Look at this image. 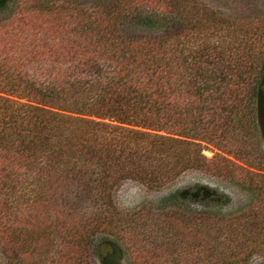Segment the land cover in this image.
Segmentation results:
<instances>
[{
  "label": "trees",
  "instance_id": "16d2710c",
  "mask_svg": "<svg viewBox=\"0 0 264 264\" xmlns=\"http://www.w3.org/2000/svg\"><path fill=\"white\" fill-rule=\"evenodd\" d=\"M13 6L0 21V248H13L11 264L22 263L11 234L28 192L71 181L87 180L97 196L81 225L62 230V264L114 245L94 236L110 235L114 187L124 180L160 188L204 171L264 207V175L251 170L261 143L264 11L237 21L198 0H112L99 12L65 0H0V13ZM181 21L180 32L162 37L120 31Z\"/></svg>",
  "mask_w": 264,
  "mask_h": 264
},
{
  "label": "rangeland",
  "instance_id": "374dc122",
  "mask_svg": "<svg viewBox=\"0 0 264 264\" xmlns=\"http://www.w3.org/2000/svg\"><path fill=\"white\" fill-rule=\"evenodd\" d=\"M65 1L89 12L102 11L112 2ZM198 2L217 16L237 21L257 18L264 11V0ZM13 11L14 6L0 13V21L10 18ZM183 25V21L180 24L169 22L156 31L124 24L120 31L128 37L153 38L180 32ZM261 99L264 101V84ZM261 107L264 110V103ZM257 122L261 136L259 160L251 170L264 175V135L258 116ZM203 154L212 158L214 151ZM92 185L84 179L67 183L61 191L56 190V186L48 188L43 196L36 191L28 192L29 199L19 207V221L11 234L13 243L21 249L20 264H62L58 252L63 242L62 230L81 225L84 217L92 213L90 199L97 196ZM194 190L204 199L186 194ZM113 193L117 219L106 224L110 235L97 233L94 239L109 236L114 245L100 243L99 258L93 253V245L78 264H264V207L261 209L255 193L223 177L204 171H187L160 188H147L124 180L114 187ZM171 195H177L181 204L163 205L162 201ZM213 202L217 207H208L207 203ZM101 208L106 209L104 205ZM253 209L257 216L250 215ZM259 223L260 230L251 227ZM12 249L0 248V264H11Z\"/></svg>",
  "mask_w": 264,
  "mask_h": 264
},
{
  "label": "water",
  "instance_id": "95a60500",
  "mask_svg": "<svg viewBox=\"0 0 264 264\" xmlns=\"http://www.w3.org/2000/svg\"><path fill=\"white\" fill-rule=\"evenodd\" d=\"M262 83L264 84V75L262 79ZM264 103V101L261 99V93L258 96V108H257V116L258 121L260 122L262 135H264V110L262 109L261 105Z\"/></svg>",
  "mask_w": 264,
  "mask_h": 264
},
{
  "label": "flooded vegetation",
  "instance_id": "af4514ba",
  "mask_svg": "<svg viewBox=\"0 0 264 264\" xmlns=\"http://www.w3.org/2000/svg\"><path fill=\"white\" fill-rule=\"evenodd\" d=\"M186 194H188L189 197H193V198H198V196L200 195L196 190L191 192H186Z\"/></svg>",
  "mask_w": 264,
  "mask_h": 264
}]
</instances>
